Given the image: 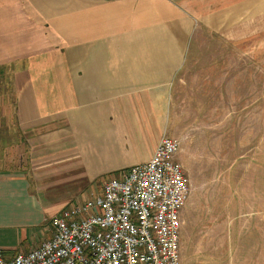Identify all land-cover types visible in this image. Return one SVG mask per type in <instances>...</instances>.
Listing matches in <instances>:
<instances>
[{
  "label": "crops",
  "instance_id": "crops-1",
  "mask_svg": "<svg viewBox=\"0 0 264 264\" xmlns=\"http://www.w3.org/2000/svg\"><path fill=\"white\" fill-rule=\"evenodd\" d=\"M255 29L264 34V0H0V139L17 133L0 145L4 256L50 240L56 216L152 158L174 100L195 82L190 52L203 32L234 40L240 30L241 41ZM191 194L180 264L206 253L214 264H264L260 212L214 202L206 237Z\"/></svg>",
  "mask_w": 264,
  "mask_h": 264
},
{
  "label": "rangeland",
  "instance_id": "rangeland-1",
  "mask_svg": "<svg viewBox=\"0 0 264 264\" xmlns=\"http://www.w3.org/2000/svg\"><path fill=\"white\" fill-rule=\"evenodd\" d=\"M247 36L240 41V30L234 40L201 34L190 52L195 66L188 76L195 82L184 86V99L174 100L169 124L168 136L181 142L176 160L191 186L190 201L200 206L198 231L206 237L203 220L214 202L223 210L230 199L246 202L260 212V220L264 216V34L255 29ZM192 92L196 99L189 98ZM6 134L0 145L15 143L17 133L10 128ZM97 190L96 184L85 198ZM198 248L208 247L199 243ZM204 256L194 264H214L208 253Z\"/></svg>",
  "mask_w": 264,
  "mask_h": 264
},
{
  "label": "built area",
  "instance_id": "built-area-1",
  "mask_svg": "<svg viewBox=\"0 0 264 264\" xmlns=\"http://www.w3.org/2000/svg\"><path fill=\"white\" fill-rule=\"evenodd\" d=\"M162 136L152 158L107 178L101 193L52 220V238L0 264H180L179 211L191 187Z\"/></svg>",
  "mask_w": 264,
  "mask_h": 264
}]
</instances>
